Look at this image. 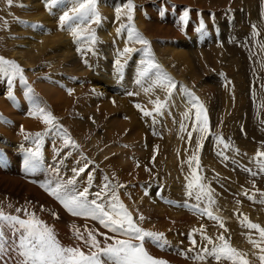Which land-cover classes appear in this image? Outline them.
Returning a JSON list of instances; mask_svg holds the SVG:
<instances>
[{
    "label": "rangeland",
    "instance_id": "obj_1",
    "mask_svg": "<svg viewBox=\"0 0 264 264\" xmlns=\"http://www.w3.org/2000/svg\"><path fill=\"white\" fill-rule=\"evenodd\" d=\"M125 1L98 0L100 24L83 25L94 30L97 38L98 42L92 45L96 53L93 54L87 51L85 40L73 36L68 25L62 27L60 24V16L71 9L73 0H63L62 4L52 7L46 6V0H14L11 7L5 0H0V56L18 62L27 78V84H22L19 77H16L10 86L7 77L0 75V207L6 213L21 215L22 218L26 217L23 213H16V208L35 212L40 219H44L43 221L54 228L61 244L79 245L85 252L89 249L74 237L73 226L78 227L85 236V225L94 232L98 230L108 236L115 235L108 233L107 229H98L94 225L95 221L91 219H74L69 216L55 219L50 215L51 205L47 203L49 196H45L48 199L46 202L44 200L47 207L32 196L35 194L32 189L27 188L30 183H25L27 176L23 172L28 167L26 160L29 151H35L37 147L36 141L39 138L35 134L41 133L43 139L40 150L43 161L35 168L40 178H50V184L56 181L57 176L52 171V166L57 165L60 168L59 176L66 180L73 176V168L83 167L87 162L88 168L78 178L77 188L82 191L89 186L88 175L91 173L93 180L89 188V199H92L94 197L91 194L100 191L105 182L104 177L107 176L140 227L151 232H164L165 238L170 236L164 247L178 251L179 264H218L210 256H206L204 260L196 259L198 254H203L201 249L207 245L202 234L210 236L216 244L221 243L217 237L223 234L231 247L246 254L249 264H261L258 256L264 253L249 242L250 239L259 242V233L250 229L247 223L250 221L264 227V203L259 202L264 199L261 196L264 193V173L260 171L255 160L257 151H264V50L261 49L264 44V0H246L239 7H236L238 0H191L192 7L185 0L182 1L183 4L178 0H132L135 5L132 24L141 34L146 33L147 36L145 33L144 35L150 42L155 61L167 69L168 75L176 84L171 97L167 99L163 115L154 113L147 117L135 105L140 104L151 111L154 108L153 103L144 101V96L134 87H130L127 78H123L126 70H133V65L136 70L141 66L137 64L146 59L143 51L146 46L134 42L128 45L127 28L116 34L113 27L106 29L105 25V29L100 31L103 21L106 20L103 15H114L118 8H122V4L127 3ZM188 8H192L190 11H193L195 17L189 19L188 15L185 23L190 25L181 32L180 39L187 41V53L192 49L196 53L193 58L190 53L187 61H180L177 56L182 50L176 49L183 47V43L176 38L174 40L175 35L167 37L164 27L169 25L173 26V31L176 30L179 22L183 21V14L178 11L189 10ZM236 8L243 10L244 17H239L240 12ZM127 24L128 20L125 25ZM253 25L256 26L259 36L253 35ZM115 26L118 25L115 23ZM154 28H158L155 29V34L151 31ZM234 32V36H228ZM175 34L179 37V32ZM102 39L111 44L109 48L115 59H119L124 65L122 79L121 74L115 72L116 60L112 61L108 46L101 43ZM151 41L152 45L156 42L154 47L151 46ZM125 47L140 52H136L131 58H128L129 54L120 56L119 53ZM78 48L83 49V53L78 52ZM155 48L159 49L154 50ZM21 50L30 64L21 61L19 56H14ZM101 51L104 53L103 57ZM98 58H102L109 67H101L104 65ZM168 58H171V62ZM85 59L87 64L84 63ZM109 75L116 76V80L108 83L105 79ZM131 78L136 80L137 75H131ZM189 83L191 87L184 86ZM148 85L149 82L146 81L143 87ZM29 86L34 90V95L28 93ZM182 87L188 91L183 92ZM68 89L73 90L71 95ZM9 92L12 98H9ZM129 92L137 95L129 96ZM189 93H194L199 98V102L207 110L209 120L210 133L204 134L206 138L199 150L196 149L199 133L193 132L189 147L187 132L180 130L183 122L187 125V130L191 131L195 120V109L189 103ZM149 95L154 100L159 97L164 101L167 94L166 90L162 93L157 88L149 92ZM34 100L56 117L58 124L62 126L60 131L67 130L79 148L64 147L63 139L56 129L49 131L48 126L39 118L29 115ZM104 100L109 104L105 105ZM189 110L191 119L185 120L184 113ZM217 137H222L223 143ZM225 143L229 145L228 148L233 149L232 152L224 149ZM58 149H62L59 156L56 155ZM193 151H197L199 156L201 167L198 172L203 177L202 182L213 190L216 202L212 208L213 214L221 218L224 228L219 227L220 221L210 220L194 211L191 206L197 203L195 191L190 205L188 204L190 198L186 195L185 186L190 168L186 161ZM234 151L237 155L233 154ZM172 152L175 155L171 160ZM164 154H168L165 159ZM61 160L62 165L59 164ZM245 169H251L257 175L252 176ZM13 178L18 182L13 184ZM33 183L37 186L36 179ZM235 188L242 193L238 192L239 195L233 198ZM245 192L252 195L254 200H249ZM223 201L229 204L226 205ZM9 204L12 205L11 208L8 207ZM41 206L45 211H41ZM204 206L201 202V207ZM140 215L144 217L143 221L139 220ZM245 216L248 221H244ZM170 222L173 226L176 225L174 229L167 226ZM164 223L166 224L163 225ZM201 226L203 233L199 231ZM193 229L198 231L193 233ZM190 233H193L197 242L195 246L189 240ZM8 236L9 245L18 243L17 237L11 233ZM97 239L103 242L104 236L98 235ZM149 247L147 244L145 249L148 252L150 250V255L163 259L162 256L154 254L155 250L151 252ZM207 247L211 248V245ZM261 247H264V243H261ZM0 257L7 264H15V251L2 252ZM219 264L232 262L224 260Z\"/></svg>",
    "mask_w": 264,
    "mask_h": 264
},
{
    "label": "snow or ice",
    "instance_id": "obj_2",
    "mask_svg": "<svg viewBox=\"0 0 264 264\" xmlns=\"http://www.w3.org/2000/svg\"><path fill=\"white\" fill-rule=\"evenodd\" d=\"M6 4L11 7L14 4V0H5ZM98 0H73V6L69 11L64 12L60 16V24L63 27L68 25L73 36L85 40L88 47L87 51L94 52L92 45H95L98 41L95 36L94 30L83 27L87 23H95L97 25L101 22V15L97 9ZM63 0H46V6L52 7L58 4H62ZM22 6V5H21ZM127 9L128 24H121L117 29V34L127 28L128 29V42L139 43L145 45L143 49L146 59L141 60L140 67L137 71V78L135 83L143 87L144 83L149 82L148 87H143L145 93L152 92L157 88L166 90V100L162 101L157 97L152 103L154 108L149 111L144 109L140 104H136L135 107L139 109L144 116H153V114L163 115V110L167 106V99L171 97L172 90L175 89L176 84L172 78L163 70L162 66L155 61L149 41L143 37V35L136 30L132 24L133 21V9L135 5L132 0H127L124 6ZM121 10L117 9V19L120 18ZM188 10H185L181 19L187 21ZM7 23V21H5ZM203 27V26H201ZM253 35L259 36V32L256 30V26L253 25ZM86 34V35H85ZM261 49L264 50V44L261 45ZM78 52L83 53V49L78 48ZM134 51H137L131 47H125L123 52L119 53L120 56H125ZM87 64V60L84 61ZM117 65V72L122 73L124 67L120 60L115 61ZM0 75L7 77L8 84L11 86L13 80L19 77L22 84H27V78L24 75V69L21 65L14 61L8 60L3 56H0ZM122 79V74H121ZM187 92L188 90L185 89ZM73 92L72 89H68L69 95ZM28 93L34 95V90L29 86ZM129 96L137 95V93L129 92ZM189 103L192 108L195 109V120L192 123V130H187L185 123L180 124L181 132H187V143L191 147L193 132L199 133L196 141V149L199 150L203 145L202 141L206 138L205 133H210L209 120L207 116V110L204 105L199 102V98L194 93H189ZM9 98L11 92H9ZM29 115L39 118L45 125L48 126V130L56 129L63 139L64 147H71L72 149L79 148V145L70 137L67 130L60 131L62 126L58 124L56 117L50 111H47L41 106L39 102L33 101V107ZM184 119H191V110L184 113ZM23 131V128H21ZM37 139V147L35 151H29L26 164L30 169H35L43 161V156L40 150L42 144V134H35ZM28 138L27 136L25 137ZM183 139V137H181ZM218 141L223 143L222 137H217ZM228 144H224V148H228ZM56 151V155L59 156L60 151ZM188 151V149H185ZM71 155V153H68ZM222 155V153H221ZM155 157H153L154 159ZM227 158V157H225ZM256 163L259 165L260 171L264 173V151H257L255 157ZM190 168V175L186 177L188 181L186 184V195L191 198L195 191L196 204L191 207L196 213L201 216H206L210 220L220 221L219 227L224 228V224L218 215L213 214V205L215 200L213 198V190L209 185L202 182L203 177L199 174L200 160L197 151H193L192 155L186 161ZM195 163V167H193ZM63 164V160L59 162ZM88 168L87 162L83 167L73 168V176L68 179H63L59 176L60 168L57 165L52 166V171L57 176L56 181L49 185H42L44 190L52 197H54L63 208L72 216L83 219H91L98 222L103 228L107 229L113 236H108L106 233H100L98 230L95 232L87 228L85 225V232L87 236L80 231L78 227L73 226L74 237L81 241L85 247L89 250L85 252L79 245L77 246H65L57 239L55 230L52 226H49L45 221L40 219L35 212H29L26 208H16V213H23L21 215H15L6 213L2 207H0V253L15 251L16 258L15 264H168L166 260L155 258L149 254L144 247V242L150 240L158 247H163L167 241L163 233L151 232L143 229L138 225L133 218L132 213L120 200L116 186L112 184L107 176L104 177V183L101 186L100 191L95 192L94 198L89 199V188L93 176L91 173L88 175L89 186L85 187L82 191L77 188L78 178ZM252 176H256L257 173L251 169H245ZM124 187V185H119ZM253 187L255 183L253 182ZM245 195L249 200H254L252 195ZM264 196V193H261ZM201 202L205 204L201 207ZM264 203V199L259 201ZM12 207L11 204L8 205ZM41 211H45L41 206ZM53 217L59 219V216L53 212ZM139 220L143 221L144 217L139 216ZM244 221H248L247 216L244 217ZM243 223V222H242ZM247 226L250 229L258 231L260 241L249 240L254 247H258L261 253H264V247H261V243H264V227L258 224L248 221ZM198 231L193 229V233ZM203 233V226L199 230ZM227 231V229H225ZM8 233L17 237L18 243L15 245H9ZM193 233L189 234V240L193 246L196 245V240L193 238ZM98 235L104 236V241L97 239ZM116 236L125 237L124 239H117ZM202 239L207 241V245H211V248L205 245L201 251L203 254H198L196 259L204 260L206 256H210L215 259L218 264L221 261H231L232 264H249V261L245 258L246 254L238 251L236 248L231 247L229 241L225 239L223 234H220L217 239L221 241L220 244H216L210 236L203 235ZM112 240V243H108ZM258 259L261 264H264V255H259ZM2 264H7L3 261V257H0Z\"/></svg>",
    "mask_w": 264,
    "mask_h": 264
},
{
    "label": "bare ground",
    "instance_id": "obj_3",
    "mask_svg": "<svg viewBox=\"0 0 264 264\" xmlns=\"http://www.w3.org/2000/svg\"><path fill=\"white\" fill-rule=\"evenodd\" d=\"M125 1V0H124ZM175 0H173V2H174ZM179 2H181L182 4H183V2L182 1H184V0H178ZM185 1H188V4L187 5H189V6H191L192 7V1L191 0H185ZM246 0H242V2H241V0H238L237 1V3H236V7L238 6H240V5H242V3H244ZM28 2V1H27ZM104 2V1H103ZM126 2V1H125ZM180 3V4H181ZM27 4V3H26ZM29 4V3H28ZM120 4V3H119ZM125 4V3H124ZM24 6V5H23ZM62 6H64V5H62ZM113 6V5H112ZM125 6V5H124ZM26 7H27V5H26ZM65 7V6H64ZM176 7V6H175ZM182 7V6H181ZM157 8V7H156ZM170 8V7H169ZM117 9V8H116ZM142 9V8H141ZM141 9H139V13H140V11H141ZM189 10V19L192 17V16H194L193 15V11L191 12L190 10H192V8H188ZM264 9V8H263ZM103 10V9H102ZM184 10H186V9H184ZM198 10V9H197ZM236 10H237V12H240L239 13V17L240 18H242V17H244L243 15H244V12H242L241 11V9H239V8H236ZM110 11V10H109ZM106 12V11H105ZM180 14H183L184 13V11H182V10H180V11H178ZM242 12V13H241ZM195 13V12H194ZM197 13V12H196ZM111 14H113V13H111ZM123 15V17L125 18V20H126V16H125V13H123L122 14ZM166 17H167V15H165ZM152 17V16H151ZM165 17V18H166ZM169 17V16H168ZM176 18H178L177 16H175ZM174 17V18H175ZM195 17V16H194ZM170 18V17H169ZM169 18H168V20H169ZM197 18V17H196ZM164 19V18H163ZM163 19H162V21H163ZM179 19V18H178ZM112 20V19H111ZM166 21H167V19H165ZM188 20V19H187ZM193 20H195L194 18H193ZM176 21V20H175ZM118 22V21H117ZM145 22V21H144ZM171 22H173V21H171ZM171 22H168V23H171ZM152 23H153V21H152ZM164 23V22H163ZM166 23V22H165ZM164 23V24H165ZM197 23V22H196ZM121 24H124L125 25V22H124V20L122 19V18H120V20H119V23H117V25L118 26H121ZM155 24V23H154ZM153 24V25H154ZM157 24H159V23H157ZM115 25V24H114ZM160 25V24H159ZM166 25H167V23H166ZM189 23L187 22V24L185 23V21H182V22H179V24H178V26H176L177 27V29L176 30H172L171 28L173 27V26H169V25H167V26H165L164 27V31H165V35L167 36V37H173L174 35H175V37L173 38L174 40H175V38L176 39H178V41L179 42H182L183 43V47H181V48H177L176 50H178V51H180V50H182V51H180L179 52V54H178V58L180 59V61L181 60H186V59H188V57H190L189 56V54L191 53V56H192V58H193V56L195 55V50L194 49H192L190 52H188L187 53V46H188V44L186 43L187 41H185L184 39L182 40V39H180L181 38V35H182V33L185 31V27L187 28V27H189ZM197 25V24H196ZM139 26H140V24H139ZM142 26V25H141ZM144 26V25H143ZM157 26V25H156ZM161 27V26H160ZM142 28H144V27H142ZM159 28V27H158ZM158 28H154V30H151L152 32H153V34H155V29H158ZM162 28V27H161ZM160 28V29H161ZM108 29V28H107ZM140 29V28H139ZM159 29V30H160ZM171 29V30H170ZM175 29V28H174ZM188 29V28H187ZM144 30V29H143ZM162 30V29H161ZM164 31H162V32H164ZM57 32V31H56ZM179 32V37L178 36H176V34L175 33H178ZM182 32V33H181ZM145 33V32H144ZM144 33L142 34L143 35V37L145 38V39H147L148 40V38L146 37L147 35H146V33H145V35H144ZM187 33V32H186ZM185 34V33H184ZM236 34V32H234V33H232V34H230V35H228V36H234ZM152 35V34H151ZM153 36V35H152ZM151 37V36H150ZM154 37V36H153ZM102 38V36H101V34H100V39ZM185 38V37H184ZM151 39V38H150ZM103 40V39H102ZM104 41V40H103ZM101 42L102 44H104L105 45V47H107L108 46V50L110 51V53H111V55H110V57H112V61L113 60H116L115 59V56H114V53H112V51H111V49L109 48L110 47V45L108 44V41L106 42V41H104V42ZM117 42V41H116ZM29 43V42H28ZM150 43V42H149ZM156 42H154L153 43V45H152V41H151V46H153L154 47V44H155ZM165 43V42H164ZM106 44H107V46H106ZM125 44V43H124ZM173 44V43H172ZM27 45V44H26ZM35 45V44H34ZM104 45H103V47H104ZM113 45V44H112ZM157 45H159V43L157 44ZM176 45H178V44H176ZM71 46V45H70ZM31 47V46H30ZM29 47V48H30ZM56 47V46H55ZM62 47V46H61ZM152 47V48H153ZM32 48V47H31ZM160 48H162L161 47V44H160ZM171 48V47H170ZM57 49V48H56ZM159 49V48H158ZM158 49H154V50H158ZM58 50H62V48H58ZM100 50H102V49H100ZM100 50H99V52H100ZM174 50V49H173ZM172 50V51H173ZM55 52H58L57 50L55 51ZM158 52V51H157ZM161 52V49H160V51H159V53ZM163 52V51H162ZM63 53V52H62ZM101 53H102V51H101ZM24 53H23V51L21 50V51H17L16 52V54H14V56H19V59L21 60V61H23V62H25L26 64H30V62H29V60H28V58L26 57V56H24L23 55ZM65 54V53H64ZM103 54L104 53H102V56L101 57H103ZM145 54V53H144ZM168 54H169V52H168ZM170 54H171V52H170ZM173 54V53H172ZM211 54V53H210ZM60 55H61V53H60ZM106 55H108V54H106ZM161 55V54H160ZM175 55V54H174ZM62 56V55H61ZM97 56H98V54H97ZM100 56V55H99ZM136 56H137V54H136ZM135 56V57H136ZM140 56V55H139ZM145 56V55H144ZM170 56V55H169ZM162 57V56H161ZM166 57V56H165ZM164 57V58H165ZM173 57H176V56H173ZM214 57V56H213ZM138 58V57H137ZM26 59H27V61H26ZM98 59H100V58H98ZM176 59V58H175ZM101 61H102V58L100 59ZM100 60H98V63H99V61ZM138 60V59H137ZM136 60V61H137ZM168 60H169V58H168ZM170 62H171V58H170V60H169ZM174 61V60H173ZM187 61V60H186ZM202 61V60H201ZM28 62V63H27ZM53 62H55V60H53ZM107 62L109 63V61H108V59H107ZM185 62V61H184ZM100 63H103V65L104 66H101V67H103V68H106V67H109V65L107 66V64L106 63H104L103 61L102 62H100ZM139 63H140V61H139ZM53 64V63H52ZM110 64V63H109ZM128 64V63H127ZM97 65V64H96ZM100 65H102V64H100ZM99 65V66H100ZM111 65V64H110ZM138 66H140V64H137ZM199 65V64H198ZM97 67V68H100V67ZM134 67H135V65H133ZM132 66V68H133V70H131V71H128V70H126L125 71V73L122 75L123 76V78L125 77V79L126 80H128L129 81V83H130V87H134L136 90H137V92H139V93H141V95H143L144 96V101L145 100H147L148 101V103H152V101H154V98H152V96L151 95H149V92L148 93H145V92H143V90L141 89V86L140 85H137L136 83H135V80L133 79V78H131V75L132 76H135V75H137V74H135L136 73V71H138V70H136V69H134V67ZM182 66V65H181ZM113 66L111 65V68H112ZM168 67V66H167ZM136 68V67H135ZM174 68H175V66H174ZM177 69V68H176ZM182 69V68H181ZM102 70V69H101ZM105 70H107V69H105ZM136 70V71H135ZM163 70L167 73V74H169L168 73V71H167V69L165 68V67H163ZM100 71V70H99ZM115 72H117V71H115ZM178 72V71H177ZM103 73H104V71H103ZM123 73V72H122ZM132 73H134V74H132ZM108 74V73H107ZM111 74V73H110ZM115 74V73H114ZM113 74V75H114ZM118 74V73H117ZM116 74V75H117ZM121 74V73H120ZM191 74V73H190ZM126 75V76H125ZM171 75V74H170ZM174 75V74H173ZM110 76V75H109ZM116 76H114V77H112V76H110V77H106V81L108 82V83H110V82H113V80L115 81L116 80ZM120 78H121V76H120ZM174 79H175V75H174ZM185 83V82H184ZM204 84V83H203ZM206 85V84H205ZM184 86H186V87H191V84L189 83V84H185ZM182 90H183V92L185 91V87H182ZM160 91L162 92V93H164V90H162V89H160ZM119 92V91H118ZM198 93V92H197ZM154 96V95H153ZM200 97H202L201 95H199ZM156 97V96H155ZM38 101V100H37ZM105 102H104V104L106 105V103H108V102H106V100H104ZM43 104V103H42ZM109 104V103H108ZM154 105V104H153ZM84 107V106H83ZM85 108V107H84ZM7 109V108H6ZM9 109V108H8ZM7 109V110H8ZM11 109V108H10ZM110 109V108H109ZM213 111V110H212ZM113 112V111H112ZM116 112V111H115ZM10 119V118H9ZM14 120V119H13ZM218 120L220 121V118H218ZM144 134V133H143ZM148 146V145H147ZM149 147V146H148ZM173 149V152H174V148H172ZM227 152H232V150L233 149H230V148H224ZM172 152V155H171V160H172V157H174V153ZM166 153V152H165ZM233 154H235V155H237L236 154V152L234 151L233 152ZM151 155V154H150ZM167 156H168V154L166 155V154H164L163 155V158L165 159V158H167ZM170 159V158H169ZM241 160V159H240ZM126 167H128V166H126ZM30 171V172H29ZM40 171V170H39ZM239 171V170H238ZM23 175H25V176H27V178L25 179V183L26 182H28V183H30V185H27V188H29V189H32L33 190V192H34V194L35 195H32V196H35L36 197V199L35 200H37V202H40L41 204H44V205H46V207H47V203L49 204L50 203V205H51V208H50V215H52V213L53 212H56L57 213V215L59 216V218L60 217H62V218H67L66 216H69V218H74V219H80L79 217H74V216H72V215H70L64 208H63V206L59 203V202H57V200L56 199H52L53 197L52 196H50L45 190H44V188L42 187V185H49L50 184V178H40V176L37 174V170L36 169H32V170H29V168L27 167V169H25L24 170V172H23ZM17 178V177H16ZM16 178H13L14 179V181H13V184H15V181L16 182H18V180L16 179ZM37 180V186L36 185H34V183H33V180ZM41 179V180H40ZM163 180H165V178L163 179ZM12 181V180H11ZM51 182H52V180H51ZM164 183V182H163ZM36 186V187H35ZM230 188V187H229ZM138 189V188H137ZM231 189V188H230ZM46 192V193H45ZM231 192V191H230ZM242 193V191L241 190H239L238 188H235L234 190H233V193L232 194H234V197L233 198H235L236 197V195H239V194H237V193ZM178 193V192H177ZM26 194V193H25ZM138 195V194H137ZM141 195V194H140ZM157 195V194H156ZM241 195H243V194H241ZM45 196H49L48 198H49V201H47V203H45L46 202V200H48ZM153 196V195H152ZM229 196V195H228ZM26 197H27V195H26ZM151 197V196H150ZM167 198V197H166ZM192 198V197H191ZM191 198L189 199V205H190V202H191ZM35 200H33V201H35ZM44 200H45V202H44ZM194 200H192V202H193ZM162 202V201H161ZM224 202V201H223ZM226 205H228L229 204V202H224ZM164 204V203H163ZM37 205V204H36ZM49 205V206H50ZM168 206V205H167ZM170 206V205H169ZM171 208H173V207H171ZM179 209H181V208H179ZM52 212V213H51ZM53 216V215H52ZM181 218V217H180ZM42 220H44V219H42ZM84 220V219H83ZM86 220V219H85ZM136 220V219H135ZM169 220V219H168ZM172 221V220H171ZM173 221H175V219L173 220ZM184 222V221H183ZM160 224V223H159ZM166 223H164L163 225H165ZM94 225H96V227L98 228V229H100V230H105V228H103L98 222H96L95 221V224ZM175 225V224H174ZM144 226V225H143ZM167 226L169 227V228H171V229H174V227L176 226H173V224L170 222V224H167ZM159 227H160V225H159ZM161 227H162V225H161ZM57 229V228H56ZM160 229V228H159ZM163 229V228H162ZM165 229V228H164ZM187 229V228H186ZM161 230V229H160ZM164 231V230H163ZM168 231H169V229H168ZM108 233H111L110 231H108ZM169 233V232H168ZM173 233V232H172ZM182 233V232H181ZM66 234V233H65ZM111 234H113V233H111ZM163 234H164V232H163ZM169 235H171V234H169ZM57 236V235H56ZM168 236V235H167ZM172 236H174V235H172ZM170 237V236H169ZM169 237H167L166 238V241H168L167 239H169ZM180 238V237H179ZM68 244V243H67ZM147 244H149L150 245V249H151V252L153 251V250H155L154 251V254H158V257H163V259H165L166 261H168V263H175V264H179L180 262H179V260L177 259V257L179 256L178 255V251H173V250H171V249H168L167 247L165 248L164 246L163 247H158L156 244H154L153 242H151L150 240H147V241H145V244H144V247L147 245ZM197 250H199L198 248H197ZM149 252H150V250H149ZM9 253V252H8ZM182 253H184V252H182ZM181 255V254H180ZM182 256V255H181ZM180 256V257H181ZM6 257H7V255H6Z\"/></svg>",
    "mask_w": 264,
    "mask_h": 264
},
{
    "label": "crops",
    "instance_id": "obj_4",
    "mask_svg": "<svg viewBox=\"0 0 264 264\" xmlns=\"http://www.w3.org/2000/svg\"><path fill=\"white\" fill-rule=\"evenodd\" d=\"M116 1H118V0H116ZM124 5H126V4H122V8L120 9L121 10V15H120V18H122L123 20H124V22L126 23V20H127V15L125 14V16H126V20H125V18L123 17V13H125V12H127V10H126V8L124 7ZM137 12V11H136ZM106 18V20H104V21H106L105 23H104V21H103V26L100 28V31L105 27V25L107 26L106 27V29L107 28H109V27H113L114 28V33H116L117 34V29H118V26H115L114 24L116 23H119V20H120V18L119 19H116V17H117V12H115V14L114 15H112V16H104L103 15V18ZM112 19V20H111ZM118 21V22H117ZM105 29V28H104ZM103 29V30H104ZM99 31V32H100ZM126 42H127V44L128 45H130V42H128V39L126 40ZM136 52H140V51H134V52H132V53H130L129 55H128V58H131V56L133 55V54H135Z\"/></svg>",
    "mask_w": 264,
    "mask_h": 264
}]
</instances>
